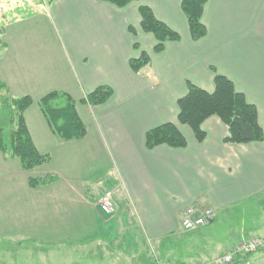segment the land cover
Listing matches in <instances>:
<instances>
[{
  "label": "crops",
  "instance_id": "crops-1",
  "mask_svg": "<svg viewBox=\"0 0 264 264\" xmlns=\"http://www.w3.org/2000/svg\"><path fill=\"white\" fill-rule=\"evenodd\" d=\"M182 1L140 0L118 8L99 0H56L49 5L53 39H30L24 29H15L0 44V82L12 98L33 100L25 112L26 124L37 150L51 158L39 168H50L57 155L68 161L73 153L78 159L80 231L69 237H81L84 244L65 248V264H149L141 261L140 246L183 230L189 207L216 213L213 223L197 230L203 237L232 211L264 205V142L225 143L227 127L210 117L202 125L206 138L199 143L178 121V101L187 95L188 83L214 92V68L257 108L264 131V0H208L202 18L207 35L199 41L191 38ZM140 6L149 7L181 40L166 43L156 54V39L141 29ZM143 52L151 63L136 73L130 61ZM99 87L112 89L107 103L92 107L83 102ZM54 92L75 102L87 128L83 140L66 142L52 132L38 103ZM170 123L186 138L187 147L148 150L147 132ZM89 161L95 169L86 174ZM22 170L20 161L0 151L5 177L11 180ZM45 173L61 178L57 170ZM12 185L7 188L14 196ZM108 195L112 215L99 205ZM12 198L8 205L16 201ZM243 222L246 240L255 238L253 232L264 235L260 221L245 217ZM113 223H120L119 228ZM8 236L0 230L1 245H7ZM119 237L131 240L129 246H113L124 254L117 261L110 239ZM92 238L93 243L85 242ZM250 258L236 263H249Z\"/></svg>",
  "mask_w": 264,
  "mask_h": 264
},
{
  "label": "rangeland",
  "instance_id": "rangeland-1",
  "mask_svg": "<svg viewBox=\"0 0 264 264\" xmlns=\"http://www.w3.org/2000/svg\"><path fill=\"white\" fill-rule=\"evenodd\" d=\"M15 29H24L26 37L30 39L35 37L53 39L49 1L0 0V44L3 43L6 32ZM2 95L7 96L5 91ZM56 158L50 168H36L32 173L22 170L21 175H15L11 180L0 171V230L9 234V238L5 241L7 245L0 243V264H65V248L76 246L78 249L79 245L84 244L81 237H69L74 231L78 236L80 231L79 211L82 206L78 203L82 201L79 200L78 194V159L73 153L68 161L65 158H58V155ZM94 169V164L89 161L85 172L89 174ZM46 170H57L61 178L54 174L46 176ZM29 176L30 178L47 177L46 179L52 183L31 189L28 186ZM8 183L16 185L14 196H12L13 191L10 193L7 188ZM1 197L4 201H1ZM12 197L16 201L13 205L12 203L8 205ZM41 200H44L43 205ZM257 205L248 212L242 207L236 209L235 213L232 211L228 218L215 224L216 227L210 235L201 237L197 231L180 230L177 234L169 235L159 241L150 239L149 243L140 246V251L144 255L141 261L152 263L158 259L163 263L207 264L210 262L209 264H213L217 257L225 255L247 241L246 235L241 231L245 217L251 219L253 223L264 224V205ZM252 216L257 220L253 221ZM92 224L94 226V223ZM119 224L115 223L114 226L119 228ZM252 234L255 238L264 237L261 232ZM110 240L111 246H109L112 248L120 246L121 243L129 246L131 238L119 237ZM85 242L91 244L94 238ZM115 248L117 247H113L114 250ZM128 250L129 248L127 253ZM123 255L116 251L114 257L119 261L123 260ZM249 263L264 264V250L254 253Z\"/></svg>",
  "mask_w": 264,
  "mask_h": 264
},
{
  "label": "trees",
  "instance_id": "trees-1",
  "mask_svg": "<svg viewBox=\"0 0 264 264\" xmlns=\"http://www.w3.org/2000/svg\"><path fill=\"white\" fill-rule=\"evenodd\" d=\"M49 5L56 0H48ZM124 8L140 0H99ZM208 0H183L181 9L187 18L191 38L199 41L207 35L202 22ZM141 29L151 34L157 41L156 54L165 49L168 42H179L181 36L165 23L159 21L147 6H140ZM132 32H135L131 29ZM138 48L137 45H135ZM150 56L143 52L139 59L131 60V69L138 73L150 65ZM215 90L209 93L192 83L187 84V95L178 101L180 124L188 126L196 140L201 143L206 138L203 123L210 117L219 118L228 129L224 142L228 144H246L264 142V131L259 123L257 108L248 102L246 96L238 92L234 83L220 75L213 68ZM7 94L3 96L2 93ZM9 96V97H8ZM113 96L112 89L99 87L83 100L96 107L107 103ZM33 105L31 97L12 98L7 86L0 82V151L6 158L19 159L24 171L30 172L45 165L50 157L42 155L36 148L29 133L25 112ZM52 132L66 142L81 141L87 136V128L80 119L73 99L61 93H50L38 103ZM167 145L171 148L187 147V140L175 124H165L150 130L146 134V148L153 150ZM47 178V177H46ZM46 178H29L31 188H37L51 181ZM249 258V257H248ZM171 263V262H169Z\"/></svg>",
  "mask_w": 264,
  "mask_h": 264
},
{
  "label": "built area",
  "instance_id": "built-area-1",
  "mask_svg": "<svg viewBox=\"0 0 264 264\" xmlns=\"http://www.w3.org/2000/svg\"><path fill=\"white\" fill-rule=\"evenodd\" d=\"M100 208L103 213L107 215H112L115 208L112 204L111 196L108 195L100 200ZM216 218V213L213 209L204 208L199 209L197 207H189L183 215L181 221V227L185 232H193L200 230L211 224ZM264 250V237H256L233 248L231 251L217 258L213 264H234L237 260L245 261V259L258 251ZM249 262V261H248ZM150 264H184V263H169L160 262L155 259ZM192 264V263H188ZM201 264V263H196ZM209 264V263H207ZM250 264V263H246Z\"/></svg>",
  "mask_w": 264,
  "mask_h": 264
}]
</instances>
